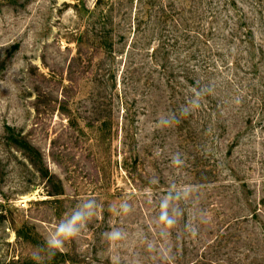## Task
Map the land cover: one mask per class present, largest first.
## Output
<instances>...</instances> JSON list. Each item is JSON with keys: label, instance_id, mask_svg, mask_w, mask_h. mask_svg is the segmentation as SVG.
<instances>
[{"label": "rangeland", "instance_id": "obj_1", "mask_svg": "<svg viewBox=\"0 0 264 264\" xmlns=\"http://www.w3.org/2000/svg\"><path fill=\"white\" fill-rule=\"evenodd\" d=\"M96 1L85 0L84 7L93 9ZM107 1L114 6L120 33L130 37L129 13L135 17L141 12L147 18L143 25L153 28L154 14L167 7L173 9L169 24L176 18L189 22L190 0H151L150 20L148 9H140L141 2L150 0ZM74 2L0 0V264H264V229L250 214L264 196V116L253 113L260 119L246 126L241 117L249 109L237 112L242 92L224 85L227 76L236 81L249 77L244 75L245 60H251V55L243 42L249 30L256 45L254 61L260 58L259 48L264 51V0H259V8L254 0H236V7L227 5V9L224 0L214 1L219 21L214 33L221 37V54L229 58L236 53L240 69L230 66L223 73L216 71L211 80L195 87L185 81V91L194 94L208 88L211 99L206 94L198 109L185 117L178 115V123L168 127L159 125L163 114L173 113L167 96L144 93V86L133 89L124 83V73L118 86L136 114L133 124L118 108L120 98L110 111L111 81L100 85L98 77L92 80L84 74L77 87L66 91L67 66L77 51L73 32L81 24L94 29L101 10L95 7L96 14L82 16ZM185 27L189 28L183 26L179 33L182 40ZM157 35L153 33L154 38ZM181 50L184 54L187 48ZM260 62L262 71L264 59ZM125 63H119L121 71ZM200 76L205 78L206 73ZM38 87L47 92L39 106ZM64 92L78 124L59 110ZM100 101L105 102L103 114H113L116 122L101 138L92 124ZM8 126L41 151L45 167L62 181V194L50 196L57 183L44 178L21 151L7 144ZM127 132L130 140L125 144ZM175 153L181 154L182 167L172 165ZM126 155L132 157L130 173L123 166ZM153 176L159 177V183H150ZM172 184L193 185L196 191L178 202L183 209L179 222L162 229L156 218ZM89 198L99 207L78 237L55 255L41 250L37 261L34 251L43 248L62 218ZM125 200L131 205L128 213L119 210ZM200 212L207 213L208 223L201 222ZM23 224L34 233V242L17 236L16 226ZM192 226L198 229L195 237ZM113 228L125 232L126 238L109 241L105 233Z\"/></svg>", "mask_w": 264, "mask_h": 264}, {"label": "trees", "instance_id": "obj_2", "mask_svg": "<svg viewBox=\"0 0 264 264\" xmlns=\"http://www.w3.org/2000/svg\"><path fill=\"white\" fill-rule=\"evenodd\" d=\"M84 1L75 0L73 3V6L76 7L82 16L88 14L86 17H90L91 14H96L95 7L101 8V10L97 14V20H95L97 26L94 29L91 30L87 25L83 26V28L81 24L73 32L77 51L71 57L67 66L68 85H65L66 91L71 87H77L79 79H82L84 74H89V78H92V80L98 77L96 81H99L100 85H110L108 81H111L114 91L109 94L110 111L114 110V100L120 98L118 108L121 107L124 113L123 116H126L125 119L130 124H133L136 114L132 111V104L129 103L127 95L120 94L118 77L123 76L122 73H124V83L132 85L133 89L144 86V93H156L160 97L167 96V102L173 106V113L176 112L177 116H181L178 110L193 95L192 90L185 91V81H188L190 87H195L199 86L203 81L211 80L212 75H215L216 71L223 73L222 70L231 69L230 66L239 67L240 69V61L237 59L236 53H231L229 58L227 55L221 54V37L214 33V30L219 29L217 25L219 21L215 11L216 6L214 5L215 0H190V3H188L190 5L189 17L187 18L189 22L187 24L184 23L183 19L179 18H176L175 23L169 24V22H172L169 20L173 18L170 14L173 9H167V7H160L156 11L153 16L154 20H152L153 22L151 21V24L155 23L153 28L143 25L147 23V18L141 16V12L135 17L134 14L129 13L128 17L131 22L130 33L133 32L131 37L126 32L120 33V28L122 27L119 23H116L114 6L109 5L110 1L97 0L93 9L84 7ZM254 1L259 8V0ZM103 4H106V6ZM153 4L154 2L152 3L151 0L140 3V9H148L149 20L151 19L150 16H152L149 10ZM224 4H226V9L229 5L233 7L237 5L236 0H224ZM205 18L208 19L207 26ZM172 25L173 29L170 30L168 27ZM183 26H189V28L185 27L187 34H185L182 40L183 35L179 33H183L181 31ZM145 31L149 32L144 33ZM153 33L158 34L157 36L159 37H155V39ZM253 34V31L249 30L246 33L247 38L245 37L246 39L243 40V42L248 43L247 52L251 55V60H245L248 70L244 72V75H248L249 77L247 80L237 77L239 81H236L227 76L224 80L225 86L231 88L233 91L242 92L240 98V102L242 101V103L237 112L245 107L249 109V112L244 117L242 113L235 115H242L241 118H245L244 122H246V126H250L255 120L258 121L260 119L259 117L255 119L256 117H254L253 113L258 112L261 114L259 115L260 117L264 116V69L261 71L259 67L260 61L264 59V51L259 48L260 58L258 61H254L256 45L254 44ZM154 40L156 41L152 45ZM182 47L187 48L184 54L181 53ZM217 58L222 60L221 64L218 63L219 60ZM125 60V68L121 71L119 63ZM191 60H195L196 63L190 65ZM89 67H92V69H89L90 71L87 73ZM200 71L201 73H206L205 78L200 76ZM41 75L46 78V74L43 72H41ZM182 88H184V92ZM35 90L37 92L36 105L39 106V100L47 92L39 87ZM207 97L211 99V92L207 94ZM250 97L253 99H250ZM225 100L232 102L233 98L227 97ZM235 100L237 101V99ZM133 101L137 102L136 99ZM70 102L67 94L64 92L63 99L58 103L59 110L69 113L70 116H66L74 124H78L77 118L71 116L68 107ZM104 103V101H100L95 106L96 116L92 120L93 126L97 125V132H99L100 138L104 135L105 130L109 129L110 133L111 127L116 123L113 114H103ZM7 131V144L21 151L31 164L41 171L44 178L46 177L50 182L55 181L57 183V189L49 191L48 194L50 196L62 194V181L55 174L50 173L48 167H45L41 151L25 135L17 132L16 128L8 126ZM129 140L130 135L127 132L125 134V144ZM131 161V155L124 157L123 166L129 173L131 171L129 166ZM134 163L137 165L136 162ZM250 214L253 219L260 221L264 229V219L260 218L264 216V196L252 208ZM16 233L19 238L26 241H35L34 233L26 224L16 226Z\"/></svg>", "mask_w": 264, "mask_h": 264}, {"label": "clouds", "instance_id": "obj_3", "mask_svg": "<svg viewBox=\"0 0 264 264\" xmlns=\"http://www.w3.org/2000/svg\"><path fill=\"white\" fill-rule=\"evenodd\" d=\"M211 89L201 88L194 92L193 96L189 98L185 105L179 109L180 115L187 116L201 105V99L208 94ZM174 123H178L177 115L175 113L163 114L159 119L161 127H168ZM171 163L174 167H182L184 160L180 153H175L171 158ZM150 183H159V177L153 176ZM196 191L193 185L177 186L172 184L167 190V194L160 201V213L156 218L157 224L162 229L173 228L183 216V209L178 202L191 197L192 193ZM99 207L95 199H86L79 202L71 211L70 214L62 218L55 226V230L46 238L43 248H37L34 251V258L39 261L40 251L46 250L48 255H55L56 251L63 249L65 243L69 240L75 239L86 227L88 221L95 216L96 210ZM119 210L123 213L131 211V205L128 201H122L119 205ZM199 218L201 222L208 223L206 212H200ZM191 235L195 237L198 234V229L191 227ZM106 238L111 242L120 241L126 238V233L121 229L113 228L111 231L105 233Z\"/></svg>", "mask_w": 264, "mask_h": 264}]
</instances>
